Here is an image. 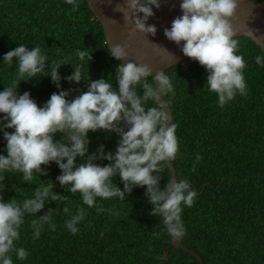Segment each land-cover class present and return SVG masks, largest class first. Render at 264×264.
I'll return each instance as SVG.
<instances>
[{
	"label": "trees",
	"instance_id": "obj_1",
	"mask_svg": "<svg viewBox=\"0 0 264 264\" xmlns=\"http://www.w3.org/2000/svg\"><path fill=\"white\" fill-rule=\"evenodd\" d=\"M264 1V0H260ZM75 11L65 0H0V91L16 79L17 64L3 63V56L21 44L31 49L39 46L47 55L44 72L27 81L21 80L18 95L29 92L38 107H43L52 94L67 93L72 101L88 91L92 82L104 80L118 90V66L122 65L110 53L103 26L89 8L87 0H78ZM238 55L246 62L244 76L248 95L239 96L223 109L217 106V96L207 89V71L198 62L188 59V65L177 64L166 70L174 86V94L164 96L173 112L172 123L177 125L179 152L172 162L178 180H188L197 197L191 208H185L183 243L198 252L205 264H264V67L255 58L264 55L251 38L236 37ZM77 49L90 53V61L80 62ZM59 87L50 71L56 62ZM82 64L80 82L69 81L75 67ZM152 76L148 77L151 82ZM143 94L140 85L134 89ZM149 107L153 106L149 101ZM4 114H0V120ZM126 123H115V129L127 131ZM9 133L13 129L5 128ZM4 131H0V155H7ZM121 136L116 130L98 129L87 133V152L77 157L75 166L86 163L106 166L112 161L101 158L103 153H115ZM53 142L69 143L66 132L53 134ZM203 159L191 170L195 156ZM66 162V161H64ZM43 171H33V179L25 181L23 173L5 171L0 174V198L15 200L22 205L42 186L52 185L51 193L60 199H46L44 208L35 215L25 213L16 248L28 252L19 260L15 251L9 253L13 264H157L166 259L163 242L171 237L163 232L162 218L152 214L147 186H133L124 199L101 200L96 204L108 211L97 213L96 208L83 205L79 192L72 193L70 185H61L62 170L55 162L41 165ZM156 187L164 190L170 179L167 163L162 164ZM113 186L124 189L117 173ZM65 208L68 209L65 212ZM78 208L86 216L73 235L65 227ZM48 216L56 225L53 231L45 222L41 235L35 234L31 223ZM170 255L162 264H200L199 260L170 243Z\"/></svg>",
	"mask_w": 264,
	"mask_h": 264
},
{
	"label": "clouds",
	"instance_id": "obj_2",
	"mask_svg": "<svg viewBox=\"0 0 264 264\" xmlns=\"http://www.w3.org/2000/svg\"><path fill=\"white\" fill-rule=\"evenodd\" d=\"M75 11L79 8L78 0H65ZM125 21L134 25L135 30L155 34L154 26L145 22L154 15L151 6L159 8V0H126ZM237 8L236 0H182V15L173 20L170 29H165L169 41L181 45L184 56L203 66L208 75L206 86L209 92L217 96V106L223 109L237 95L247 96L248 88L244 76L246 62L238 55L239 41L232 27L231 20ZM128 13H131L130 16ZM142 13L140 18L137 14ZM116 59H126L124 46L115 45L110 53ZM78 61L92 59L86 50L77 49ZM17 64L16 79L10 86L0 91V131H4L7 155H0V174L5 171L23 173L25 181L33 179V171L41 172V165L55 162L62 170L57 179L61 185H70L72 193L79 192L83 205L96 208L97 213L108 211L96 204L97 198L109 200L124 199L133 186H147L149 202L153 205L152 214L163 221V232L172 239L179 240L186 229L182 219L185 208H191L197 197L188 180L173 181L171 178L165 189L159 190L158 178L162 164L173 161L179 152L176 135L177 125L171 122L168 108L162 97L174 94L170 78L163 72L151 75L147 65L133 62L118 66V90H112V84L104 80L92 82L87 92L72 101L66 100L67 93L61 91L52 94L43 107H38L29 92L18 95L16 89L21 80L27 81L44 72L47 55L39 46L29 49L20 45L3 56V63ZM258 66L264 67V55L255 58ZM65 62H56L50 71L53 82L59 87L61 77L58 68ZM83 63L78 64L69 81L80 82ZM152 76L151 82L148 77ZM140 85L143 94L134 90ZM151 101V107L147 106ZM123 120L127 131L115 129V123ZM98 129L116 130L121 139L115 153H103V159L112 161L106 166L93 164L90 158L86 163L75 166L76 158L87 152V133ZM66 132L69 143L53 142V134ZM203 157L197 153L191 170L196 171L197 164ZM66 161V162H64ZM119 174L124 182V189L113 186L111 178ZM52 185L42 186L34 193V198L26 199L22 205L15 200L9 202L0 198V264H13L9 255L15 251L17 259L28 257L24 248H16L15 241L20 238V228L24 223L25 213L35 215L44 208L47 198L60 199L51 193ZM68 211L67 208L64 210ZM84 208H78L71 219L65 221L68 231L76 235L78 225L86 216ZM45 222L54 231L56 225L48 216L33 220L31 227L33 239H38Z\"/></svg>",
	"mask_w": 264,
	"mask_h": 264
},
{
	"label": "water",
	"instance_id": "obj_3",
	"mask_svg": "<svg viewBox=\"0 0 264 264\" xmlns=\"http://www.w3.org/2000/svg\"><path fill=\"white\" fill-rule=\"evenodd\" d=\"M89 8L100 21L104 29L106 42L111 50L115 45L124 46L127 52L126 59H117L122 65L128 62L137 65H147L151 69V75L158 72L166 75V70L177 64L188 65V57L184 56L181 45L169 41L165 36V29H170L174 19L182 15L180 4L182 0H159V8L151 6L154 15L145 22L147 26L156 28L155 34L140 32L134 29V25L125 21V11L127 9L126 0H87ZM237 8L231 20L232 27L237 36L251 38L264 52V1L260 0H236ZM130 16L131 13H128ZM140 18L142 13L137 14ZM150 75V76H151ZM166 103L168 113L172 122L173 112L164 96L161 98ZM170 170V178L178 182L176 167L172 161H167ZM194 255L200 264H205L202 256L195 250L187 247L182 239L166 240L163 242L167 263L170 255L166 250V243Z\"/></svg>",
	"mask_w": 264,
	"mask_h": 264
}]
</instances>
